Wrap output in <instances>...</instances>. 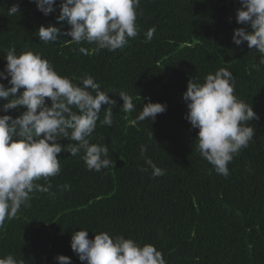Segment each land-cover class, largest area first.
Here are the masks:
<instances>
[{"label":"trees","instance_id":"16d2710c","mask_svg":"<svg viewBox=\"0 0 264 264\" xmlns=\"http://www.w3.org/2000/svg\"><path fill=\"white\" fill-rule=\"evenodd\" d=\"M14 5L19 12L10 15ZM240 6V0H140L137 36L109 52L87 41L72 43L67 35L44 43L41 25H54L62 34L71 28L57 20L58 7L45 16L33 0H0V71L7 63L5 50L14 46L17 55L30 50L61 76H92L115 101L102 104L99 114L102 120L111 107L112 125L101 127L98 120L90 139L109 148L112 165L89 171L83 151L74 157L68 151L58 154L61 172L49 178L55 197L34 191L31 206L22 205L15 218L5 220L0 258L11 254L21 264H58L55 257L65 255L72 264H86L70 246L73 233L83 229L90 239L107 232L152 244L166 264H264V64L247 41L233 42L234 30L244 27L236 22ZM220 68L233 73L234 95L256 113L247 122L255 135L228 164V177L217 174L197 150L199 129L185 118L189 110L183 98L190 80L203 83ZM0 83L10 87L7 80ZM120 92L132 98L133 111H123ZM9 100L0 99V115H22L24 107L5 112ZM149 101L166 104V111L154 121H137ZM46 103L51 105L50 98ZM147 158L163 176L153 177L150 167L139 170L148 167ZM34 183L46 186L43 178ZM65 184L68 190L61 187Z\"/></svg>","mask_w":264,"mask_h":264},{"label":"clouds","instance_id":"9594fccd","mask_svg":"<svg viewBox=\"0 0 264 264\" xmlns=\"http://www.w3.org/2000/svg\"><path fill=\"white\" fill-rule=\"evenodd\" d=\"M33 2L45 16L58 7L57 20L67 21L71 26L62 34L54 25H41L38 33L44 43L67 35L72 43L87 41L95 43L97 50L114 52L127 44L128 38L138 34L136 20L140 0H61L58 6L56 0ZM240 5L236 10V22L244 27L234 30L233 42L239 46L247 41L250 49L260 53L259 63L264 64V0H240ZM8 11L14 15L19 12V6L14 5ZM154 32L152 28L146 33L148 41L152 40ZM5 51L7 63L0 71V79L7 80L10 87L0 83V99L14 97L4 105L5 112L20 107L26 110L17 118L0 115V226L6 219L15 218L22 205L31 206L34 191L55 197L49 178L61 172L58 154L62 151L70 152L73 157L83 151L82 159L89 171H101L112 165L109 148L92 144L90 139L98 120L101 127H110L113 123L111 107L104 111V118L99 119L102 104H115L90 75L61 76L40 53L21 50L17 55L14 46ZM79 51L87 54L83 47ZM76 79L80 83H74ZM22 88L24 91L20 93ZM234 89L233 73L220 68L214 74H207L203 83L190 80L183 94L189 110L185 118L192 128L199 129L197 150L214 166L216 173L224 177L230 175L228 164L234 155L247 148L255 135L247 122L253 120L256 113L252 106L234 95ZM119 96L124 101L123 111H133L132 98L125 92H120ZM46 98H50V106ZM166 109V104L149 101L143 104L137 121H154L157 114ZM61 139L77 143L62 146ZM145 152V146L141 145V155ZM145 163L148 167H140L142 173L150 167L153 177L164 175V170L150 158ZM41 178L46 186L34 183ZM61 187L63 190L70 188L67 184ZM70 246L86 264H166L162 252L154 245L141 246L124 235L113 237L100 232L90 239L89 231L80 229L73 233ZM55 259L58 264H72L71 258L65 255ZM0 264L21 262L9 254L0 258Z\"/></svg>","mask_w":264,"mask_h":264}]
</instances>
